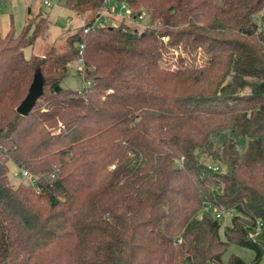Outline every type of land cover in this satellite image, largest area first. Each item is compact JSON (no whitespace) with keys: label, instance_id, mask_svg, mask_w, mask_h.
Returning <instances> with one entry per match:
<instances>
[{"label":"trees","instance_id":"trees-1","mask_svg":"<svg viewBox=\"0 0 264 264\" xmlns=\"http://www.w3.org/2000/svg\"><path fill=\"white\" fill-rule=\"evenodd\" d=\"M126 2L144 11L143 33L79 26L42 57L22 47L45 16L0 35V264H245L222 260L230 242L257 264L264 31L254 13L264 0ZM64 3L78 13L101 0ZM197 49L206 56L194 64ZM75 58L91 80L80 90L60 84ZM35 74L39 93L20 114ZM8 162L30 176L12 185ZM205 206L234 209L223 240Z\"/></svg>","mask_w":264,"mask_h":264},{"label":"rangeland","instance_id":"rangeland-1","mask_svg":"<svg viewBox=\"0 0 264 264\" xmlns=\"http://www.w3.org/2000/svg\"><path fill=\"white\" fill-rule=\"evenodd\" d=\"M64 2L65 0H46V2H43V0H0V35L5 34L7 31H11L13 35H17L29 17L39 14L45 16V25H43L32 44L22 47L23 55L29 57L34 54L42 57L51 47L54 51H58L63 44L65 36L81 26L95 12L94 8H87L76 13L66 8ZM118 5L119 3L117 2V6L114 9L115 12H118ZM132 12L134 13L133 10ZM254 15L255 21L258 24L257 30L261 28L264 31V14L258 12L254 13ZM39 24H42V22ZM119 24L124 23L120 22ZM171 49H174L172 51L174 55L179 52L176 48ZM193 55L194 64H199L206 56L205 52L201 49H197ZM165 56L167 55L165 54ZM37 64L38 61L36 66ZM161 64L165 65L164 62H161ZM90 83V79H84L81 76L80 60L77 58L70 60L67 63L64 75L60 79V84L71 89L80 90ZM242 148L243 141L239 140L238 149L241 150ZM202 160L213 164L208 157H203ZM215 165L221 169L223 167L217 162ZM7 167V178L12 185L26 179L21 175L20 168L13 163L8 162ZM230 215V213H226L218 217L220 222L218 235L222 240L224 239V226L229 223ZM253 254V249L230 242L224 249L221 258L223 261H227L230 255H236L245 264H251ZM257 264H264V253L261 254Z\"/></svg>","mask_w":264,"mask_h":264},{"label":"built area","instance_id":"built-area-1","mask_svg":"<svg viewBox=\"0 0 264 264\" xmlns=\"http://www.w3.org/2000/svg\"><path fill=\"white\" fill-rule=\"evenodd\" d=\"M46 2V0H43ZM118 5V12H115V8ZM144 11H139L138 13H133L131 7L127 4L126 0H101V3L97 10L89 17L88 23H82V31L86 32L89 28L101 25H117L120 22H123L126 26H131L137 31H142L144 28L149 27ZM162 39H165L164 36H161ZM81 47V44H79ZM110 88L107 89L109 91ZM20 173L23 177H29L30 173L24 169L20 168ZM205 210L209 211L213 216L219 217L226 213H234L233 208L223 209L215 208L210 206H205ZM262 228V223L260 220H255L254 229L249 233V237L252 241H256L257 234Z\"/></svg>","mask_w":264,"mask_h":264},{"label":"water","instance_id":"water-1","mask_svg":"<svg viewBox=\"0 0 264 264\" xmlns=\"http://www.w3.org/2000/svg\"><path fill=\"white\" fill-rule=\"evenodd\" d=\"M140 33H143V31H140ZM39 90H40V81L38 74H35L28 86L26 94L16 105L15 108L16 111L20 114H25L33 104L37 94L39 93Z\"/></svg>","mask_w":264,"mask_h":264}]
</instances>
